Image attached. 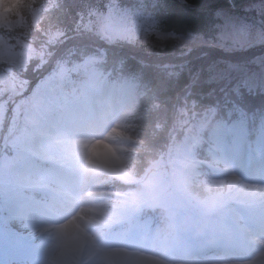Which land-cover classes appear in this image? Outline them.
Listing matches in <instances>:
<instances>
[{"label":"clouds","instance_id":"clouds-1","mask_svg":"<svg viewBox=\"0 0 264 264\" xmlns=\"http://www.w3.org/2000/svg\"><path fill=\"white\" fill-rule=\"evenodd\" d=\"M91 6V0H82V7L72 17L75 27L82 21L87 25L93 23L85 16ZM22 11V20L14 18V33L0 40L10 53L4 57L8 67L0 76V112L10 106H23L26 117L19 128L20 134L35 143L47 142L54 151L57 141L34 131L37 128L34 93L43 77L30 82L20 95L11 83L18 82L19 76L28 72L32 58L39 59L33 71L47 63L43 59L46 51L43 42L50 39L48 31L53 18L65 14L66 3L65 0H28ZM17 48L19 51L14 52ZM48 56L52 61L50 70L55 71L62 60L53 58V53ZM17 57L22 59L18 61ZM97 79L101 86L109 83L107 77ZM145 105L144 111H151L148 101ZM98 112L103 113L102 105ZM222 120L220 110L209 107L190 117L184 113L182 120L174 117L171 123L159 117L144 125L127 122L122 125L124 134L113 137L115 121L91 115L88 129L73 138L77 150L75 163L66 166L60 174L61 180L49 188L50 195L40 202L33 220L38 246L46 253L45 264H123L121 257L129 251L166 252L176 246L179 237V225L169 209V202L177 194L212 216L235 199L233 194L251 191V178L223 155L211 154L214 172L209 174L202 167L204 162L194 156L177 155L171 146L167 150L152 146L159 136L178 135L181 131L184 139L202 140L203 133L216 128ZM105 143L117 146L119 159L107 151ZM91 145L99 147L98 155L90 152ZM260 192L264 195V189ZM235 202L241 206L248 203L245 198ZM158 209L161 220L153 231H141L134 237L121 226L128 213L143 216ZM250 240L261 246L259 264H264V232L251 233ZM219 243V238L213 235L207 247L217 249ZM229 247L230 244L225 245L210 257L189 256L169 264H257L254 260L236 259Z\"/></svg>","mask_w":264,"mask_h":264},{"label":"trees","instance_id":"trees-1","mask_svg":"<svg viewBox=\"0 0 264 264\" xmlns=\"http://www.w3.org/2000/svg\"><path fill=\"white\" fill-rule=\"evenodd\" d=\"M0 1L1 9L6 12V23L0 25L2 40L14 33V18L16 21L24 18L22 9L28 0ZM65 3V14L53 18L48 31L50 39L43 42L46 49L43 59L47 63L33 71L39 59L32 58L28 72L20 75L24 86L27 84L25 89L38 77H43L38 86L40 88L44 79L50 76L56 79L54 74L66 70L69 79L62 89L65 93L63 99L67 102L62 101L68 104L71 118L80 121L93 110L94 95L84 85L97 76L107 77L108 90L103 92L102 97L113 102L117 94L120 95V108L125 107L121 112L124 119L119 128L123 134L122 125L127 122L144 125L159 117L171 123L174 117L182 120L184 113L190 117L209 107H216L223 120L216 128L205 131L202 140L184 139L181 131L178 135H161L152 141L155 148L167 150L171 146L177 155L194 156L203 161L202 167L209 174L214 172L211 154L223 155L231 163L242 136L244 140H250L259 152L262 151L263 81L251 86L241 79L240 74L231 70V64L251 63L263 51L255 48L229 51L210 45L190 49L172 38L165 42L163 48H158L143 43L140 35L132 40L115 38L108 41L104 37V15L110 10L121 17L135 14L152 17L156 27L162 31L191 32L210 37L219 23L216 11L231 6L229 0H91L92 6L86 10L85 16L93 23L87 25L86 21H82L79 27L74 26L72 17L82 7V0H65ZM59 32H66V35H57ZM34 47L39 48V45ZM13 51L18 52L19 49ZM48 53L62 60L55 71L50 70L52 61ZM9 54L0 42V76L8 67L4 57ZM91 54L102 55L101 61L87 64L85 59ZM20 59L22 57H17L18 61ZM52 93L56 95V90ZM129 95L132 96L131 102L125 106ZM145 101L152 105L149 112L144 111ZM24 114L21 107L15 115L21 126ZM11 124L10 106L0 112V158L21 150L27 155L26 150L15 141L20 134L16 129H10ZM224 147L229 148V153H224ZM205 161L210 165H206ZM143 219L149 226L156 225L161 220L159 209L146 213ZM10 221L14 228H20L18 220L12 217Z\"/></svg>","mask_w":264,"mask_h":264},{"label":"rangeland","instance_id":"rangeland-1","mask_svg":"<svg viewBox=\"0 0 264 264\" xmlns=\"http://www.w3.org/2000/svg\"><path fill=\"white\" fill-rule=\"evenodd\" d=\"M215 16L219 23L210 37L191 32L162 31L156 27L152 17L139 14L121 17L112 10L104 15L103 31L108 41L115 38L132 40L140 35L143 43L158 48H163L165 42L172 38L190 49L203 45L229 51L259 49L263 52L251 63L231 64V70L240 74L241 79L251 86L258 85L260 81H263L264 86V0H252L236 8L232 6L222 8L216 11ZM4 23L6 12L1 9L0 1V25ZM101 59L102 55L91 54L86 57L85 62L93 64ZM3 74L4 72L1 76ZM54 75L56 79L54 76L44 79L42 87L37 88L34 93V112L37 119V128L34 131L54 138L57 141L54 151L50 150L47 142L35 143L29 137L20 134L21 121L15 115L23 106L11 107L10 129H16L15 131L20 134L15 141L26 150L27 155L21 150L15 151L11 156L0 158V264L20 261L25 264H45L46 253L38 246L39 239L33 220L38 214L40 202L50 195L49 188L61 180L60 174L66 166L75 163L77 150L73 138L88 129L90 116L97 114L115 121L112 125V136L123 135L119 128L124 119L121 112L125 107L120 108L117 101L112 102L102 97L103 92L106 93L108 89L106 85H100L98 76L88 83L89 86L84 85V88L87 87L88 92L94 95L93 110L80 121H76L67 111L68 104L62 101L67 102L63 99L65 93L62 86L69 79L68 73L66 70H59ZM22 82L19 76L18 82L11 83V87L17 89V95L27 87V84L24 86ZM53 90H56V95L52 93ZM131 97L130 95L127 97L125 106H129ZM100 105L103 106V113L98 112ZM25 117L26 113L23 116L24 120ZM105 148L114 158L119 159L116 145L105 143ZM224 148V153H229V148ZM90 152L98 155L100 149L96 145H91ZM205 163L210 165L207 161ZM231 165L251 178V191L241 190L233 194L235 199L230 200L218 214L212 216L205 214L196 203L177 194L169 202V209L179 225L178 239L181 238L177 241V245L181 246L179 253L173 258L166 256V253L171 252L176 246L156 254L151 249L129 251L121 257L123 264H169L170 261L189 256L210 257L229 244L231 247L228 250L234 253L236 259L254 260L259 264L261 246L252 243L250 235L264 232V195L260 192V189H264V148L258 152L251 141L244 140L242 136L238 140ZM38 194L42 198H39ZM241 198L247 199L248 203L245 206L236 204L235 200ZM12 217L19 219V230L23 232H17L11 226ZM143 218L145 215L128 213L121 226L129 229L135 237L141 231L155 230L160 223L157 221L156 225L149 226ZM213 235L219 238L217 249L207 247V241ZM196 246L203 252H196Z\"/></svg>","mask_w":264,"mask_h":264},{"label":"water","instance_id":"water-1","mask_svg":"<svg viewBox=\"0 0 264 264\" xmlns=\"http://www.w3.org/2000/svg\"><path fill=\"white\" fill-rule=\"evenodd\" d=\"M252 0H229L232 7L236 8Z\"/></svg>","mask_w":264,"mask_h":264}]
</instances>
